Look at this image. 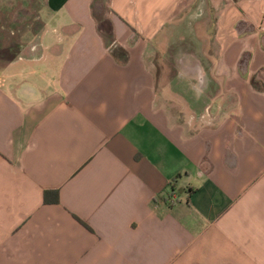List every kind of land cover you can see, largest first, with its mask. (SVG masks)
<instances>
[{
	"label": "crops",
	"instance_id": "crops-1",
	"mask_svg": "<svg viewBox=\"0 0 264 264\" xmlns=\"http://www.w3.org/2000/svg\"><path fill=\"white\" fill-rule=\"evenodd\" d=\"M42 1L0 71V264H264V0H109L108 48Z\"/></svg>",
	"mask_w": 264,
	"mask_h": 264
},
{
	"label": "rangeland",
	"instance_id": "rangeland-1",
	"mask_svg": "<svg viewBox=\"0 0 264 264\" xmlns=\"http://www.w3.org/2000/svg\"><path fill=\"white\" fill-rule=\"evenodd\" d=\"M108 5L109 0L90 1L92 16L105 36L111 31V26L108 27ZM49 19L50 14L42 0H0V71L7 63L16 59L19 50L31 48L32 44L37 43L38 37L45 31L44 24ZM30 52L41 53V50L36 47Z\"/></svg>",
	"mask_w": 264,
	"mask_h": 264
},
{
	"label": "trees",
	"instance_id": "trees-1",
	"mask_svg": "<svg viewBox=\"0 0 264 264\" xmlns=\"http://www.w3.org/2000/svg\"><path fill=\"white\" fill-rule=\"evenodd\" d=\"M110 26L111 25H109L108 27L110 28ZM98 32H99L100 36L106 42L105 45L108 47L110 45L109 43L112 42L111 31H110V34L108 36L103 35L99 28H98ZM111 55L113 58L119 59L121 61V63H124L126 61V54L124 51H122L120 49L117 51L116 50L112 51ZM43 201L45 204H54V205L58 204L59 203L58 194L56 192H45L43 195Z\"/></svg>",
	"mask_w": 264,
	"mask_h": 264
},
{
	"label": "built area",
	"instance_id": "built-area-1",
	"mask_svg": "<svg viewBox=\"0 0 264 264\" xmlns=\"http://www.w3.org/2000/svg\"><path fill=\"white\" fill-rule=\"evenodd\" d=\"M168 199V202H171V198H167Z\"/></svg>",
	"mask_w": 264,
	"mask_h": 264
}]
</instances>
